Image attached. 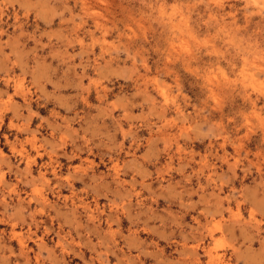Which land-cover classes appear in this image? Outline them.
<instances>
[{"label": "rangeland", "instance_id": "374dc122", "mask_svg": "<svg viewBox=\"0 0 264 264\" xmlns=\"http://www.w3.org/2000/svg\"><path fill=\"white\" fill-rule=\"evenodd\" d=\"M0 209L13 264H264V0H0Z\"/></svg>", "mask_w": 264, "mask_h": 264}, {"label": "crops", "instance_id": "0c3cea01", "mask_svg": "<svg viewBox=\"0 0 264 264\" xmlns=\"http://www.w3.org/2000/svg\"><path fill=\"white\" fill-rule=\"evenodd\" d=\"M18 111L16 110V112H15V114L16 115H18ZM23 113V112H22ZM12 115V114H11ZM11 115L9 116V117H11ZM9 117H7V120L9 119ZM13 118V117H12ZM6 131H8V128H7V123H6ZM8 132H10V133H8V135H10L11 136V138H13V131H8ZM29 135V134H28ZM20 137H21V134L19 135ZM24 137H21V139H23ZM20 138H18V140H21ZM83 158V157H82ZM1 210V209H0ZM2 230V229H1ZM85 239H86V237H85ZM77 240H80L78 237H77ZM81 242L83 243V241L81 240ZM86 243H87V241H86ZM5 244H8V243H6V241L3 239V244L0 246V262H2V263H6V264H13L14 263V261L12 260V259H10V261H5V257H7V249H6V247H5ZM3 247V248H2ZM14 253H15V255H16V251L14 250ZM43 253V252H42ZM41 253V254H42ZM58 255V254H57ZM73 256L72 257H75V256H77V251L74 249L73 250V254H72ZM42 256H44V253L42 254ZM76 258V257H75ZM16 261V260H15ZM18 261V260H17Z\"/></svg>", "mask_w": 264, "mask_h": 264}]
</instances>
